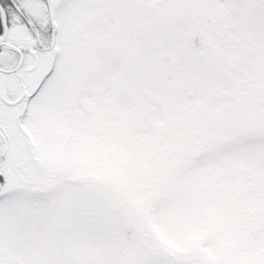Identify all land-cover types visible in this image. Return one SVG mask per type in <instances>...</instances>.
Listing matches in <instances>:
<instances>
[{"label":"snow or ice","instance_id":"1","mask_svg":"<svg viewBox=\"0 0 264 264\" xmlns=\"http://www.w3.org/2000/svg\"><path fill=\"white\" fill-rule=\"evenodd\" d=\"M0 264H264V0H0Z\"/></svg>","mask_w":264,"mask_h":264}]
</instances>
